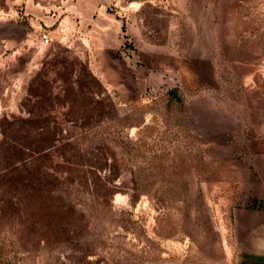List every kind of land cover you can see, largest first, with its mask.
Segmentation results:
<instances>
[{
	"label": "rangeland",
	"instance_id": "374dc122",
	"mask_svg": "<svg viewBox=\"0 0 264 264\" xmlns=\"http://www.w3.org/2000/svg\"><path fill=\"white\" fill-rule=\"evenodd\" d=\"M80 3L0 0V264H241L264 216V0Z\"/></svg>",
	"mask_w": 264,
	"mask_h": 264
},
{
	"label": "crops",
	"instance_id": "0c3cea01",
	"mask_svg": "<svg viewBox=\"0 0 264 264\" xmlns=\"http://www.w3.org/2000/svg\"><path fill=\"white\" fill-rule=\"evenodd\" d=\"M83 2V0H80ZM79 4V3H78ZM85 8L80 3L76 15H94L93 0H84ZM78 9V7H76ZM98 9V8H97ZM99 13H106V8L98 9ZM251 218L247 229L252 232L250 239L244 244V252L241 255V264H264V216Z\"/></svg>",
	"mask_w": 264,
	"mask_h": 264
},
{
	"label": "trees",
	"instance_id": "16d2710c",
	"mask_svg": "<svg viewBox=\"0 0 264 264\" xmlns=\"http://www.w3.org/2000/svg\"><path fill=\"white\" fill-rule=\"evenodd\" d=\"M3 120L6 121V119H3ZM0 128H2V124L0 125ZM1 133L3 134L2 130H1ZM44 148L45 147L43 144L32 143L31 145H29V147L27 149H28V151H30L32 153V159H35L36 156H39L40 154H42V152L44 151ZM9 150H10L9 149V143L4 138L3 140L0 141V160H2V159L7 160V157H8L7 154H9ZM88 152H89L88 149L86 150V149H81L80 147H78V149L76 150V156L78 158L77 160H81L82 157H84L86 154H88ZM99 152H100L99 156H101V158L105 161L104 151L101 149ZM7 171H8V167L6 165L2 168L0 167V177L5 176L6 174L8 175ZM77 183H78V181H77ZM39 195H40V192L37 189L33 188V190H31V192L28 194L29 201L31 202L36 197H39ZM59 200H61V199H59ZM3 209H5V208H3ZM45 209H48V207H46ZM46 214L48 215L49 212L46 211Z\"/></svg>",
	"mask_w": 264,
	"mask_h": 264
},
{
	"label": "built area",
	"instance_id": "2783aa9c",
	"mask_svg": "<svg viewBox=\"0 0 264 264\" xmlns=\"http://www.w3.org/2000/svg\"><path fill=\"white\" fill-rule=\"evenodd\" d=\"M41 39H42L45 43H47V42L49 41L47 35H42V36H41Z\"/></svg>",
	"mask_w": 264,
	"mask_h": 264
}]
</instances>
